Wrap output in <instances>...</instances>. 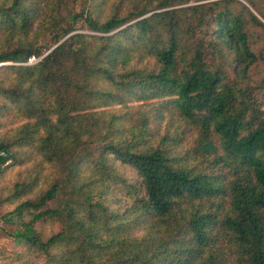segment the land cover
<instances>
[{"label":"trees","instance_id":"1","mask_svg":"<svg viewBox=\"0 0 264 264\" xmlns=\"http://www.w3.org/2000/svg\"><path fill=\"white\" fill-rule=\"evenodd\" d=\"M124 1L0 0V171L48 172L0 214L35 257L20 264H264V102L240 84L264 63V3ZM172 110L198 126L183 154L180 134L150 126Z\"/></svg>","mask_w":264,"mask_h":264},{"label":"rangeland","instance_id":"2","mask_svg":"<svg viewBox=\"0 0 264 264\" xmlns=\"http://www.w3.org/2000/svg\"><path fill=\"white\" fill-rule=\"evenodd\" d=\"M64 1L66 2L70 10H73V12H78L80 10L81 0ZM203 1L208 0H190V2L188 3L176 4L171 6V8L184 7L189 4H195ZM239 1L248 4L245 0ZM130 2L131 0H126L124 1V4L127 5L130 4ZM256 2H258L259 4H263L264 0H256ZM97 3H99V1H97L96 4ZM111 8L112 7L108 3H106V5H102L99 8L94 9V14L104 17L111 13ZM34 31L37 32V25ZM187 34L189 36H192L193 40H195L196 38L203 36L204 32L198 30V28H195L193 29V34L191 32ZM208 38L209 37H207V39ZM38 39L42 41V44H49L51 42V36L47 32H45L44 35L38 36ZM249 41L253 46V50L255 52H258L263 41V30L256 26H251L249 28ZM205 50H210L208 44H205ZM45 52L42 55H35L36 58L43 56ZM207 53L205 54V56H207L208 59L211 58V54ZM144 63H148V61L146 60ZM230 75L231 77H235V73L232 70L230 71ZM240 78L242 79L240 83L242 87H244L246 84H249L253 88L254 98L256 99L257 104L262 105L264 102V89L260 84H262V80H264V63L261 60L254 62L247 68V70L243 73L242 76H240ZM150 114L152 117L150 126L152 131L157 133V136H161L167 131L180 134V141H177L176 143V150L178 152L183 154L185 151H187L193 146L194 141L197 137L196 128L198 126L196 124H192L189 121L183 119L182 117H179L173 110L167 113L165 112L163 117L154 118L158 115L156 111H154V113L150 112ZM0 130H3V128H1ZM158 139L159 138H157V140ZM7 163L8 161L6 162V164ZM191 163H196V161L194 160ZM37 164L38 159L26 161L22 164H13L0 171V214H4L5 212L11 210L20 200L25 199L28 196L32 197L35 192H37L44 186V182L46 180L45 175L48 174V172L45 165H43L42 167H38ZM196 165L199 164L196 163ZM35 166L41 169V176L31 182V186L27 190V193L15 196V184L23 182L24 180H31V176L35 171ZM122 172L127 177L135 175L134 172L129 168L122 169ZM110 199L113 203L115 197H110ZM15 226L16 225L6 224L0 219V264H6V260L13 261V263L15 264H20L19 259H22L27 256H29V260H34L35 258L34 255H31L32 252L28 250L22 243L17 241L12 235L7 234V231L12 230ZM36 226L44 234L48 233L52 229L57 228V224L52 225L51 223L37 224Z\"/></svg>","mask_w":264,"mask_h":264},{"label":"built area","instance_id":"3","mask_svg":"<svg viewBox=\"0 0 264 264\" xmlns=\"http://www.w3.org/2000/svg\"><path fill=\"white\" fill-rule=\"evenodd\" d=\"M41 57H42V56H41ZM41 57L36 58L35 55H30V56L28 57L27 61L24 62V64H32V63H36V62H38V61L41 59ZM0 154H1V152H0Z\"/></svg>","mask_w":264,"mask_h":264}]
</instances>
